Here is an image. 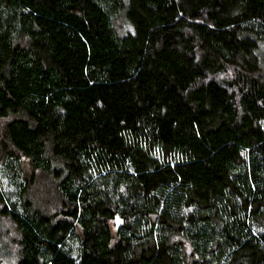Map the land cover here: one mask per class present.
<instances>
[{
	"label": "trees",
	"instance_id": "trees-1",
	"mask_svg": "<svg viewBox=\"0 0 264 264\" xmlns=\"http://www.w3.org/2000/svg\"><path fill=\"white\" fill-rule=\"evenodd\" d=\"M0 214L15 264H264V0H0Z\"/></svg>",
	"mask_w": 264,
	"mask_h": 264
},
{
	"label": "rangeland",
	"instance_id": "rangeland-1",
	"mask_svg": "<svg viewBox=\"0 0 264 264\" xmlns=\"http://www.w3.org/2000/svg\"><path fill=\"white\" fill-rule=\"evenodd\" d=\"M19 234L13 221L0 214V256L5 264H15L19 256Z\"/></svg>",
	"mask_w": 264,
	"mask_h": 264
}]
</instances>
